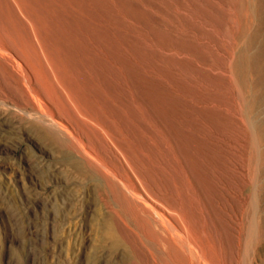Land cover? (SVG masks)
<instances>
[{"label":"rangeland","instance_id":"rangeland-1","mask_svg":"<svg viewBox=\"0 0 264 264\" xmlns=\"http://www.w3.org/2000/svg\"><path fill=\"white\" fill-rule=\"evenodd\" d=\"M103 1L132 51L129 69H144L156 95L142 117L124 109H138L137 97L123 96L119 105L118 91L106 87L92 110L78 109L31 50L0 37V264H264V0ZM14 11L26 21L21 9ZM2 18L0 24L9 21ZM119 116L142 123V130L135 135ZM188 121L212 142L203 163L211 188L177 170L170 125L186 130ZM168 198L187 202L195 215H209L213 231L181 219ZM140 209L152 218L160 214L170 227L160 220L151 225L153 235L142 236L133 225ZM109 232L118 246L112 247Z\"/></svg>","mask_w":264,"mask_h":264},{"label":"bare ground","instance_id":"bare-ground-1","mask_svg":"<svg viewBox=\"0 0 264 264\" xmlns=\"http://www.w3.org/2000/svg\"><path fill=\"white\" fill-rule=\"evenodd\" d=\"M107 1V0H105ZM118 1V0H117ZM201 1V0H200ZM237 1V0H236ZM241 1V0H240ZM246 1V0H245ZM244 1V2H245ZM258 1V0H256ZM262 1V0H261ZM182 2V1H181ZM224 2V1H223ZM242 2V1H241ZM252 2V1H251ZM103 0H0V18L7 16V23L2 22L0 24V37L7 36L11 38L13 43L19 44L20 47L27 48L31 50L36 55L41 68L45 70L47 75L50 74L47 69H50L51 74L57 80L64 97L72 103L75 107L90 108L98 104V100L101 96V88L106 87L111 90H117L118 95L116 97V102L121 104V97L126 96L130 99L132 97H137L138 109L132 107L134 104L125 105L127 112L130 115L136 113L138 117L144 115V106L147 100H151L156 95L151 85L150 81L144 74V69H129V61L127 58L128 45L127 38L122 32H118L116 23L113 22L109 15L108 6L104 5ZM112 3V2H111ZM230 3V2H229ZM261 3V2H260ZM119 4V3H118ZM123 4V3H122ZM231 4V3H230ZM259 4V3H258ZM220 5V4H219ZM226 5V4H225ZM248 5V4H247ZM14 6L22 10L25 15L26 21H22L16 15L14 11ZM113 6V5H112ZM184 6V5H183ZM224 6V5H223ZM257 6V4H256ZM179 7V6H178ZM186 7V6H185ZM219 7V6H218ZM240 7V6H239ZM113 8V7H112ZM180 8V7H179ZM184 8V7H182ZM188 8V7H187ZM195 8V7H194ZM209 8V7H208ZM221 8V7H220ZM229 8V7H228ZM247 8V7H246ZM111 9V7H110ZM114 9V8H113ZM232 9V8H231ZM122 10V9H121ZM137 10V9H135ZM259 10V9H257ZM261 10V9H260ZM17 11V10H16ZM113 11V10H112ZM203 11V8H202ZM20 12V11H18ZM118 12V9H117ZM191 12V10L189 11ZM201 12V11H199ZM247 12V11H246ZM21 13V12H20ZM197 13V12H196ZM113 14L112 12L110 13ZM139 14V13H138ZM252 14V13H251ZM192 16V14H191ZM254 17V16H253ZM257 18V17H256ZM3 19V18H2ZM239 19V18H238ZM224 20V19H223ZM117 21V20H116ZM230 21V20H229ZM253 21V18H252ZM255 21V18H254ZM253 21V22H254ZM236 23V22H235ZM120 24V23H119ZM218 24V23H216ZM219 25V24H218ZM240 25V24H239ZM263 25V22H262ZM147 26V25H146ZM255 26V25H254ZM256 26H258L256 24ZM126 27V26H125ZM232 27V26H231ZM240 27V26H239ZM249 27V26H248ZM259 27V26H258ZM261 27V26H260ZM263 27V26H262ZM124 28V27H123ZM221 28V27H220ZM121 29V28H120ZM129 29V28H128ZM132 29V28H131ZM233 29V28H232ZM261 29V28H260ZM124 29H122L123 31ZM126 30V29H125ZM220 30V29H219ZM247 30V26H246ZM256 30V29H255ZM133 31V29H132ZM249 31V30H248ZM126 32V31H123ZM188 32V31H186ZM212 32V31H211ZM218 32V31H217ZM234 32V31H233ZM238 32V31H237ZM247 32V31H246ZM253 32V31H251ZM132 33V32H131ZM130 33V34H131ZM213 33V32H212ZM254 33V32H253ZM183 34V33H182ZM189 34V33H188ZM179 35V34H178ZM177 35V36H178ZM193 35V34H192ZM250 35V34H249ZM256 34L254 33V36ZM142 36V35H141ZM183 36V35H182ZM176 37V36H175ZM192 37V36H191ZM207 37V36H206ZM220 37V36H219ZM259 37V36H258ZM177 38V37H176ZM257 38V37H256ZM243 39V38H242ZM251 39V38H250ZM176 40V39H175ZM259 40V39H258ZM196 41V40H195ZM187 42V41H186ZM252 42V41H251ZM188 43V42H187ZM131 44V43H130ZM199 44V43H198ZM239 44V43H238ZM221 45V44H220ZM233 45V44H232ZM231 45V46H232ZM251 45V44H249ZM202 46V45H201ZM215 46V45H214ZM224 46V45H223ZM227 46V45H226ZM225 47V46H224ZM144 48V47H143ZM192 48V47H191ZM222 48V47H221ZM231 48V47H230ZM240 48V47H239ZM227 49V48H226ZM252 49V48H251ZM130 50V49H129ZM183 50V49H181ZM204 50V49H203ZM247 50V49H246ZM193 51V50H192ZM209 51V50H208ZM130 52H132L130 50ZM174 52V51H172ZM190 52V51H189ZM188 52V53H189ZM194 52V51H193ZM205 52H207L205 50ZM248 52V51H247ZM175 53V52H174ZM227 53V52H226ZM239 53V51L237 52ZM241 54V53H240ZM134 55V54H133ZM177 55V54H176ZM214 55V53H213ZM181 56V55H180ZM247 56V55H246ZM242 57V56H240ZM221 58V57H220ZM238 58V57H237ZM255 58V57H253ZM217 59V58H216ZM243 59V58H242ZM241 59V60H242ZM257 59V58H256ZM196 60V59H195ZM194 60V61H195ZM200 60V59H199ZM223 60V59H222ZM229 60V59H228ZM240 60V61H241ZM36 61V60H35ZM176 61V59H175ZM184 61V60H183ZM197 61V60H196ZM139 62V61H138ZM137 62V63H138ZM182 62V61H181ZM236 62V61H235ZM192 63V61H191ZM203 63V62H202ZM205 64V63H204ZM238 64V63H237ZM243 64V63H242ZM99 66L103 69H92L95 66ZM113 65H118V69H114ZM132 65V64H131ZM236 65V64H235ZM170 66V65H169ZM224 66V65H223ZM80 67L87 69H79ZM136 67V66H135ZM134 67V68H135ZM145 67V66H144ZM221 67V66H220ZM244 67V65H243ZM181 68V67H180ZM183 68V67H182ZM191 68V67H190ZM206 69L208 67H205ZM239 68V67H238ZM210 69V68H209ZM252 69V68H251ZM157 70V69H156ZM177 70V69H176ZM191 70V69H190ZM205 70V69H204ZM244 70V69H243ZM163 71V70H162ZM182 72V70H180ZM189 71V70H187ZM192 71V70H191ZM228 71V70H227ZM241 71V70H240ZM174 72V71H173ZM249 72V71H247ZM183 73V72H182ZM185 73V72H184ZM201 73V72H200ZM243 73V72H242ZM147 74V73H146ZM190 74V72H189ZM198 74V73H197ZM251 74V73H250ZM46 75V74H45ZM165 75V74H164ZM191 75V74H190ZM201 75V74H199ZM236 75V74H235ZM240 75V73H239ZM249 75V74H247ZM166 76V75H165ZM164 76V77H165ZM175 76V75H174ZM193 76V75H192ZM204 76V75H203ZM230 76V75H229ZM232 76V75H231ZM242 76V75H240ZM48 77V76H46ZM48 77V79H50ZM176 77V76H175ZM197 77V76H196ZM201 77V76H200ZM198 77V78H200ZM206 77V76H205ZM239 77V76H238ZM244 77V76H242ZM173 78V76H172ZM189 78V77H188ZM232 78V77H230ZM241 78V77H240ZM168 79V78H166ZM181 79V78H180ZM179 79V80H180ZM184 79V78H182ZM191 80V79H190ZM201 80V79H200ZM204 80V79H203ZM213 79H211L212 81ZM227 80V79H226ZM170 81V80H169ZM205 81V80H204ZM232 81V79H231ZM184 82V81H183ZM198 82V81H197ZM196 82V83H197ZM225 82V81H223ZM247 82V81H246ZM250 81H248L249 83ZM193 83V82H192ZM199 83V82H198ZM205 83V82H204ZM231 83V82H230ZM238 83H240L238 81ZM188 84V83H186ZM173 85V84H172ZM197 85V84H196ZM207 85V82H206ZM233 89H234V84ZM159 86V85H158ZM182 86V85H181ZM181 86H179L181 88ZM187 86V85H186ZM203 86V85H202ZM239 86V84H237ZM178 87V88H179ZM240 87V86H239ZM250 87V86H249ZM176 88V87H175ZM177 88V89H178ZM186 88V87H185ZM207 88V87H206ZM215 88V87H214ZM219 88V87H218ZM221 88V87H220ZM237 88V87H236ZM56 89V88H55ZM103 89V88H102ZM128 89V90H127ZM208 89V88H207ZM250 89V88H249ZM210 90V89H209ZM221 90V89H220ZM182 91V90H181ZM211 91V90H210ZM240 91V90H239ZM254 91V90H253ZM176 92V91H175ZM189 92V91H188ZM198 92V91H197ZM207 92V91H206ZM217 92V91H216ZM242 92V91H240ZM246 92V90H245ZM120 93V94H119ZM168 93V92H167ZM227 93V92H226ZM234 93V92H233ZM248 93V91H247ZM255 93V92H254ZM181 94V93H180ZM192 94V91H191ZM209 94V93H208ZM110 95V94H109ZM200 95V94H199ZM207 95V94H206ZM205 95V96H206ZM215 95V94H214ZM213 95V96H214ZM241 95V94H239ZM245 95V94H244ZM250 95V93H249ZM248 95V96H249ZM168 96V95H167ZM235 96V95H234ZM233 96V97H234ZM243 96V95H241ZM158 97V96H157ZM194 97V96H193ZM197 97V96H196ZM204 97V96H203ZM215 97V96H214ZM226 97V96H225ZM233 97L231 98L233 100ZM244 97V96H243ZM246 97V96H245ZM112 98V97H111ZM200 98V97H199ZM218 98V97H217ZM254 98V97H253ZM172 99V98H171ZM178 99V98H177ZM195 99V98H194ZM197 99V98H196ZM195 99V100H196ZM205 99V97L203 98ZM212 99V98H211ZM216 99V98H215ZM229 99V98H228ZM227 99V100H228ZM237 99V98H236ZM243 99V98H242ZM103 100V99H101ZM125 100V98L123 99ZM175 100V99H174ZM185 100V99H184ZM192 100V98H191ZM199 100V99H197ZM208 100V99H207ZM214 100V99H212ZM225 100V98H224ZM238 100H241V98ZM248 100V99H247ZM173 101V100H172ZM176 101V100H175ZM186 101V100H185ZM203 101V100H202ZM205 101V100H204ZM256 101V100H255ZM108 102V101H107ZM128 102V101H125ZM189 102V101H188ZM233 102V101H232ZM235 102V101H234ZM245 102V101H244ZM129 103V102H128ZM154 103V102H153ZM177 103V102H176ZM194 103V102H193ZM206 103V102H205ZM209 103V101H208ZM213 103V101H212ZM231 103V102H230ZM251 104V102L249 101ZM255 103V102H254ZM125 104V103H124ZM148 104V103H147ZM179 104V103H178ZM185 104V103H184ZM191 104V103H190ZM196 104V103H195ZM193 104V105H195ZM202 104V103H201ZM220 104V103H219ZM232 104V103H231ZM230 104V106H231ZM242 104V103H241ZM246 104V103H245ZM155 105H157L155 103ZM180 105V104H179ZM222 105V104H221ZM228 105V104H227ZM240 105V104H239ZM198 106V103H197ZM235 106V105H234ZM238 106V104L236 105ZM250 106V105H249ZM120 107V106H119ZM118 107V108H119ZM124 107V106H123ZM122 107V108H123ZM160 107V104H159ZM195 107V106H194ZM205 107V106H204ZM210 107V105H209ZM241 107V106H240ZM239 107V109H241ZM116 108V107H115ZM147 108H149L147 106ZM153 108V107H152ZM186 108V106H185ZM191 108V107H190ZM196 108V107H195ZM200 108V107H199ZM214 108V107H213ZM212 108V109H213ZM219 108V107H218ZM230 108V107H229ZM244 108V107H243ZM109 110V108L107 107ZM112 109V108H111ZM110 109V110H111ZM135 109V111H134ZM161 109V107H160ZM180 109V108H179ZM189 109V108H188ZM208 109V108H207ZM211 109V108H210ZM215 109V108H214ZM103 110V109H102ZM116 109H112L114 112ZM119 110V109H118ZM137 110V112H136ZM150 110V108H149ZM166 110V109H165ZM249 110V109H248ZM87 111V110H86ZM170 110L167 109L166 116ZM189 111V110H188ZM199 111V109H198ZM230 111V110H229ZM239 111V110H238ZM91 112V111H90ZM118 112V111H117ZM147 112V110H146ZM152 112V110L150 111ZM183 112V111H182ZM192 112V111H191ZM218 112V111H217ZM221 112V111H220ZM243 114V111H241ZM121 113V112H120ZM119 113V114H120ZM128 113V114H129ZM185 113V112H184ZM200 115V112H197ZM196 113V114H197ZM202 113V112H201ZM209 113V112H207ZM212 113V112H211ZM222 113V112H221ZM252 113V112H248ZM255 113V112H254ZM89 114V113H87ZM95 114V113H94ZM92 114V115H94ZM98 114V113H97ZM117 114V113H116ZM124 114V113H121ZM126 114V113H125ZM124 114V115H125ZM128 114L126 115L128 117ZM154 114V112L152 113ZM183 114V113H182ZM195 114V115H196ZM206 114V113H205ZM216 114V113H215ZM241 114V113H240ZM148 116V114H146ZM192 115V114H191ZM203 115V114H202ZM247 112L245 110V118L247 117ZM95 116V115H94ZM124 116V117H126ZM134 116V115H133ZM175 116V115H174ZM190 116V115H188ZM242 116V115H241ZM244 116V115H243ZM96 117V116H95ZM100 117V116H99ZM107 117V116H106ZM127 117L125 119H127ZM131 118V116H129ZM153 117V116H152ZM156 118V116H154ZM159 117V116H158ZM177 118V116H175ZM192 117V116H191ZM197 117V116H196ZM211 117V116H210ZM225 117V116H224ZM250 118L252 117L249 116ZM168 118V117H167ZM170 118V117H169ZM184 118V117H182ZM198 118V117H197ZM200 118V117H199ZM124 119V121H125ZM135 119V118H134ZM164 119V118H163ZM162 119V120H163ZM172 119H175L174 117ZM171 119V120H172ZM186 119V118H185ZM184 119V120H185ZM227 119V118H226ZM232 119V118H231ZM100 120V119H99ZM159 120V119H158ZM157 120V121H158ZM179 120V119H178ZM191 120V118H190ZM198 120V119H197ZM196 120V121H197ZM208 120V119H207ZM217 120V118H216ZM228 120V119H227ZM137 121V120H136ZM144 121V120H143ZM147 121V120H146ZM151 121V120H150ZM161 121V119H160ZM158 121V122H160ZM175 121V120H173ZM172 121V122H173ZM193 121V120H192ZM192 121H188L187 125L189 131L182 129L181 125H170L173 126V137L172 143L174 141L172 152L179 154V162L176 161L177 170H180L182 177L187 174V176L194 177L197 182L204 184L205 187L211 188L212 182L210 176L204 170L205 162L210 160V144L207 140L200 137L196 132V124ZM213 121V120H212ZM223 121V120H222ZM225 121V120H224ZM119 122H121L124 127H127L129 131L137 130L139 131L141 124H134L129 122H123V117L119 116ZM148 122V121H147ZM167 122V121H163ZM184 122V121H182ZM252 122V121H251ZM145 123V122H144ZM156 123L155 121L153 122ZM162 122H160L161 124ZM178 123V122H177ZM186 123V122H185ZM204 123V122H203ZM214 123V122H213ZM218 123V122H217ZM216 123V124H217ZM220 123V122H219ZM225 123V122H224ZM104 124V123H103ZM107 124V122H106ZM167 124V123H166ZM247 124V123H246ZM119 125V124H118ZM147 125V124H146ZM150 125V124H149ZM148 125V126H149ZM156 125V124H155ZM159 125V124H158ZM162 125V124H161ZM160 125V126H161ZM169 125V123H168ZM209 125V124H208ZM214 125V124H211ZM210 125V126H211ZM225 125V124H224ZM228 125V124H226ZM165 126V125H164ZM184 126V125H183ZM170 127V128H171ZM205 127V126H204ZM209 127V126H208ZM207 127V128H208ZM144 128V126H143ZM164 128V127H163ZM206 128V127H205ZM224 128V127H223ZM257 128V127H256ZM152 129V128H151ZM148 128V130H151ZM154 129H156L154 127ZM214 129V128H213ZM251 129V127L249 128ZM142 128L140 129V131ZM153 130V129H152ZM169 130V129H167ZM216 130V129H215ZM254 130V129H253ZM220 131V130H219ZM249 131V130H248ZM255 131V130H254ZM153 132V131H152ZM150 132V133H152ZM200 132V131H199ZM213 132V131H212ZM226 132V131H225ZM135 133V131H134ZM158 133V132H157ZM161 131V135H162ZM202 133V132H201ZM210 133V132H209ZM218 133V132H217ZM248 133V132H247ZM153 134V133H152ZM159 134V133H158ZM168 135V133L166 132ZM170 134V132H169ZM203 134V133H202ZM207 134V133H206ZM214 134V133H213ZM224 134V133H223ZM252 134V132H251ZM260 134V133H259ZM135 135H137L135 133ZM166 135V136H167ZM222 135V134H221ZM227 135V134H226ZM261 135V134H260ZM139 136V134H138ZM156 136V135H155ZM160 136V135H159ZM164 136L165 141H171V137L167 138ZM228 136V135H227ZM154 137V136H152ZM251 137V136H248ZM252 137H255L254 134ZM222 138V137H221ZM216 139V138H215ZM228 139V138H227ZM248 139V138H247ZM263 139V138H262ZM212 140V139H211ZM257 139H255L256 141ZM159 141V140H158ZM222 141V140H221ZM226 141V140H225ZM252 141V140H251ZM254 141V140H253ZM254 141V142H255ZM258 141V140H257ZM256 141V142H257ZM162 142V141H161ZM223 144V143H222ZM163 145V144H162ZM165 145V144H164ZM168 145V144H167ZM219 145V143H218ZM249 145V143H248ZM170 146V145H168ZM223 146V145H222ZM259 146V145H258ZM160 147V146H159ZM250 147V145L248 146ZM252 147V146H251ZM256 147V146H253ZM161 148V147H160ZM167 149V148H165ZM170 149V148H169ZM163 150V149H162ZM254 150V149H253ZM161 151V150H159ZM215 152V151H214ZM219 152V151H218ZM133 155L135 152H132ZM149 153H151L149 151ZM254 154V153H253ZM257 154V153H256ZM257 157V156H256ZM153 158V157H152ZM212 158V157H211ZM154 159V158H153ZM254 159V157H253ZM173 162V161H172ZM249 163V162H248ZM153 164V163H152ZM175 165V163H173ZM155 169V168H154ZM162 169V168H161ZM159 171V170H158ZM157 171V172H158ZM164 171V170H162ZM188 171V172H187ZM175 172V171H174ZM186 172V174H185ZM173 173V172H172ZM171 173V174H172ZM179 173V172H178ZM160 174V173H159ZM167 174V173H166ZM161 175V174H160ZM168 175V174H167ZM176 175V174H175ZM180 175V176H181ZM162 176V175H161ZM160 176V177H161ZM170 176V175H169ZM168 176V177H169ZM174 178V176L172 175ZM172 179V178H171ZM167 180V179H166ZM193 180V179H191ZM162 178V183L163 182ZM194 181V180H193ZM167 182V181H166ZM169 182V181H168ZM184 182V181H183ZM192 183V181L190 182ZM165 184V183H164ZM188 184V183H187ZM200 185V184H199ZM171 186V185H169ZM187 186V185H186ZM161 187V186H160ZM172 187V186H171ZM170 187V188H171ZM181 187V186H180ZM201 187V186H199ZM168 188V187H167ZM173 188V187H172ZM191 188V187H189ZM196 188V187H195ZM174 189V188H173ZM180 189V188H179ZM187 189V187L185 188ZM192 189V188H191ZM170 190V189H169ZM172 190V189H171ZM196 190V189H195ZM193 191V190H192ZM170 192V191H169ZM173 192V191H172ZM179 191L178 193H180ZM182 193V192H181ZM180 193V195H181ZM188 194V192H187ZM192 194V193H191ZM173 195H175L173 193ZM179 195V194H178ZM184 195V194H183ZM196 195V194H195ZM176 196V195H175ZM174 196V197H175ZM182 196V195H181ZM190 196V195H189ZM170 197V196H169ZM172 197V196H171ZM178 197V196H177ZM175 197V198H177ZM191 197V196H190ZM196 197V196H195ZM194 198V196H193ZM200 199V198H199ZM253 198H251L252 200ZM255 199V198H254ZM169 206L174 210L177 215L181 216V219H186L189 223L195 224L201 229L207 231H213L212 220L209 215L207 217H202L200 214H194L193 208L187 205V202L182 201L177 202L174 199H166ZM181 200V198H180ZM185 200V199H184ZM194 200V199H193ZM202 200V199H201ZM122 201V200H121ZM189 202V201H188ZM201 202V201H200ZM209 202V201H208ZM257 203V201H255ZM192 203V202H191ZM197 203V202H196ZM194 202V204H196ZM193 204V203H192ZM193 204V205H194ZM200 204V203H199ZM198 204V205H199ZM197 205V204H196ZM203 205V204H202ZM256 205V204H255ZM192 206V205H191ZM195 206V205H194ZM258 206V204H257ZM201 208V207H200ZM255 207L253 206V209ZM258 208V207H257ZM147 211V210H146ZM146 211L140 209L139 215L134 214L133 225L139 230L142 236L153 235L155 231H152L151 225L157 221H164L160 214L155 213L156 218L150 217L146 214ZM253 211V212H254ZM126 213V212H125ZM203 213V212H202ZM257 213V212H256ZM250 214V213H249ZM175 215V214H174ZM252 217H255V213ZM177 219V218H176ZM253 219V218H252ZM255 221V220H254ZM253 221V222H254ZM165 222V221H164ZM250 222V221H248ZM155 225L157 226V224ZM159 223V222H158ZM166 223V222H165ZM185 223V222H184ZM256 226V221L254 222ZM132 224V223H131ZM160 224V223H159ZM163 226L164 223H161ZM160 224V225H161ZM161 225V226H162ZM167 225V223H166ZM159 226V225H158ZM157 226V227H158ZM160 226V227H161ZM167 227H170L167 225ZM162 228V227H161ZM191 229V228H190ZM253 225L250 224L249 231L252 233ZM157 230V229H156ZM162 230V229H160ZM163 231V230H162ZM248 231V230H247ZM246 231V232H247ZM215 232V231H214ZM139 233V234H140ZM164 233V231H163ZM176 233V232H175ZM205 233V232H204ZM249 234V232H247ZM166 234V232H165ZM174 234V233H173ZM211 234V233H210ZM247 234V235H248ZM157 235V233L155 234ZM213 235V233H212ZM216 235V232H215ZM250 235V234H249ZM254 235V234H252ZM165 236V235H163ZM255 236V235H254ZM141 237V236H140ZM151 237V236H150ZM168 237V236H167ZM179 237V236H177ZM244 237V236H243ZM107 238L110 241L112 247L118 246V240L111 234L107 233ZM157 238V237H156ZM182 238V237H181ZM184 238V236H183ZM256 238V237H255ZM152 239V238H151ZM176 239V238H175ZM247 240V238H245ZM249 239V237H248ZM254 239V238H253ZM189 240V239H188ZM187 240V241H188ZM212 242L213 238L211 237ZM161 241V240H160ZM177 241V240H176ZM182 241V240H181ZM185 241V240H184ZM249 241V240H248ZM179 242V241H178ZM252 243L251 241H249ZM162 243V242H161ZM184 243V242H182ZM191 243V242H189ZM245 243V242H244ZM247 243V242H246ZM249 244V243H248ZM179 245V244H178ZM182 245V244H181ZM189 245V244H186ZM193 245V244H192ZM191 245V246H192ZM197 245V244H196ZM173 247V246H171ZM170 247V248H171ZM180 247V246H179ZM246 247V244H245ZM174 248V247H173ZM188 248V247H187ZM248 248V247H247ZM179 249V248H178ZM184 249V248H183ZM246 249V248H245ZM166 250V249H165ZM173 250V249H172ZM177 250V249H176ZM181 250V249H180ZM186 250V249H185ZM184 250V251H185ZM188 250V249H187ZM186 250V252H187ZM198 250V249H197ZM196 250V251H197ZM251 250V248H250ZM171 251V250H170ZM190 251V250H189ZM188 251V252H189ZM221 252V250H219ZM161 252V250H160ZM169 252V251H168ZM191 252V251H190ZM161 253H164L163 250ZM170 253V252H169ZM172 253V252H171ZM170 253V254H171ZM222 253V252H221ZM183 254V253H182ZM164 255V254H163ZM169 255V254H168ZM175 255V254H174ZM189 254H187L188 256ZM192 255V254H191ZM222 255V254H220ZM172 256V255H171ZM170 256V257H171ZM177 256V255H176ZM184 256V255H182ZM247 256V255H246ZM167 258L169 256H166ZM174 257V256H173ZM179 257V256H178ZM191 257V256H190ZM163 258V257H162ZM184 258V257H183ZM201 258V257H200ZM170 259V258H169ZM172 259H176L172 258ZM163 260V259H162ZM193 260V259H192ZM223 260V259H222ZM172 260H170L171 262ZM175 261V260H173ZM191 261V260H190ZM203 261V258H202ZM161 262V261H160ZM179 262V261H178ZM180 263V262H179ZM162 264V262H161ZM173 264V262H172ZM209 264V263H208Z\"/></svg>","mask_w":264,"mask_h":264}]
</instances>
